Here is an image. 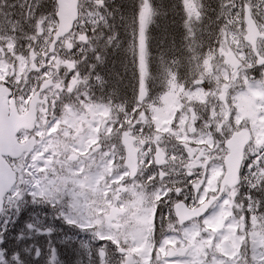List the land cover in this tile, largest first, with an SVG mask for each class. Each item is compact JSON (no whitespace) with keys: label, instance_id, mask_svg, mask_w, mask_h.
<instances>
[{"label":"flooded vegetation","instance_id":"flooded-vegetation-1","mask_svg":"<svg viewBox=\"0 0 264 264\" xmlns=\"http://www.w3.org/2000/svg\"><path fill=\"white\" fill-rule=\"evenodd\" d=\"M249 1L216 0L215 49L198 59L189 60L186 48L177 56L182 60L162 64L155 58L158 71L139 104L135 100L131 107H110L106 101L103 112L94 115L92 77H86L90 93L75 90V81L66 89V79L53 86L62 71L78 72L76 61L83 57L75 54L68 36L66 50L59 49V42L48 52L44 34L50 30V41L56 28L55 1L0 0V33L11 35V43L0 47V120L22 119L30 99L24 92L29 75L47 74L32 94L51 79L39 94L32 131L21 127L14 136L18 144L32 137V151L1 158L15 174L0 211V246L2 242L8 264H60L58 252L35 249L29 238L39 240L34 239L36 232L44 226L53 230L47 235H58L60 216L64 225L69 219L56 208H70L71 199L64 194L62 200L55 190L62 178L78 175L92 177L84 186L86 209L100 211L99 219L87 216L89 257L111 264H264V174H250L260 161L264 169V132L257 139L253 130L264 122V6L259 15ZM237 8L243 9L239 16ZM246 10L258 29L253 45L245 40ZM46 13L54 26L49 21L45 30L35 27V20ZM61 54L76 57L63 60L69 71L61 69ZM86 57L89 63L88 53ZM216 65L225 73L215 77ZM164 68L180 72L174 75L181 83L176 90H156L157 74ZM184 72L190 74L185 77ZM162 93L167 105L161 107L163 99L154 97ZM241 94L248 96L247 104ZM239 132L237 144L243 148L237 181L222 189L226 142ZM43 143L50 148H40ZM126 145L136 158L132 171L124 165ZM45 157L48 166L41 164ZM30 158L35 164L31 168ZM48 176H54L52 185ZM209 200L204 213L180 221ZM134 228L136 235L130 233ZM118 232L126 235L121 244H112ZM224 248L229 252H222Z\"/></svg>","mask_w":264,"mask_h":264},{"label":"trees","instance_id":"trees-1","mask_svg":"<svg viewBox=\"0 0 264 264\" xmlns=\"http://www.w3.org/2000/svg\"><path fill=\"white\" fill-rule=\"evenodd\" d=\"M143 0H82L81 5H89L86 10L88 16L84 20V36L88 41L89 63L82 60L81 66L85 70V77H92L90 88L99 100L108 99L110 102L130 105L134 98L137 84L140 83L139 74L134 62L138 38V12ZM151 7V19L145 30L147 49L146 85L150 92L151 81L156 75L157 61L167 63V60L179 59L182 48H186L189 60L198 59L204 51L216 48V0H200L197 28L192 32L185 18L182 0H146ZM83 8V6H82ZM81 8V9H82ZM184 10V11H183ZM83 10H80V17ZM80 20V19H79ZM75 23V27L79 24ZM182 60V58H181ZM170 62V61H169ZM181 65V63L179 64ZM187 70H194L186 64ZM172 67L171 64L167 68ZM89 68V73L87 70ZM158 71V67L156 69ZM186 70V71H187ZM156 71V72H157ZM169 69L160 71L157 79L159 90L162 84H169V90H176L178 84ZM188 76L189 72H184ZM162 77V81L159 78ZM185 84V80L183 82ZM100 93H103L100 95ZM102 98V99H101ZM61 217V228L65 237L56 245L61 264H84V253L78 254V248L70 235L71 226L64 225ZM41 250H46L45 242L38 243ZM33 249V248H30ZM79 255H82L79 257ZM78 258L82 262H78ZM91 261L97 257H89ZM86 264V263H85Z\"/></svg>","mask_w":264,"mask_h":264},{"label":"rangeland","instance_id":"rangeland-1","mask_svg":"<svg viewBox=\"0 0 264 264\" xmlns=\"http://www.w3.org/2000/svg\"><path fill=\"white\" fill-rule=\"evenodd\" d=\"M82 0H80L81 2ZM45 2L49 3V0H45ZM183 2V8H184V14H185V18L187 19V24L189 26V29L193 32L194 28H197V22H198V13L200 12V0H182ZM263 0H253V1H249L247 3L249 4H253L254 5V9L256 10V12L259 13V15H261V11H262V6H264L263 4ZM223 3V0H222ZM83 8L81 10H83V16L80 17L79 20V24L76 26V28L74 27V29L70 32V34L68 35V37L70 38L71 42L74 43L75 47H76V51L75 54H77V56L82 57V53H83V57L81 58L82 60H87V52L89 50V46H88V41L86 39V37L84 36V20L85 18H87L88 16H91V14H88V12L86 11L89 8V5H86L85 3H83ZM237 14L239 16V12L242 13L243 9H239L237 8ZM240 10V11H239ZM54 11L55 8L53 9V15H54ZM48 13H46L45 15H41V17H38L35 20V24L34 26L39 28L40 26L44 27V30L47 28L49 21L51 22L50 26L53 27L54 24H52L51 19L48 18H52L50 16L47 15ZM151 15H152V10L150 5L148 4V2L146 0H143L138 12V18H139V24H138V38H137V48H136V61L134 62V65L136 66L137 70H138V74H139V79H140V83L137 84V89L134 95V98L129 102L130 105H128V107H131L134 105V102L136 100V102L139 104V101L141 99V93L143 92V90L146 91L145 88V78L147 75V64H146V59H147V49H146V41H145V36H144V32L146 29V26L148 25L150 19H151ZM54 17V16H53ZM53 20L55 19L52 18ZM50 30H46L45 34H44V38L46 39L45 41V45L47 46L49 41L48 39L50 38ZM33 37V35H32ZM11 43V35L9 34H5V33H0V47H3V45H7ZM66 47L64 46L63 42L61 41L60 43V47L59 49L64 51ZM66 50V49H65ZM36 51L35 49H32L30 51V54H35ZM38 57H40V54L38 55ZM79 57V58H80ZM71 60V59H76V57H72L70 54L67 56H63L61 54V60H60V64H61V69H67L66 67H64L63 64V60ZM76 62H78V72L76 70V72L73 73H68L67 71H62V75L60 77L59 80H54L53 86L58 87L61 82L66 79L65 81L68 82V86H66V89H68L71 85V83H73L74 81L76 83H78V87L75 88V90H78V92H82V93H86L87 88V80L86 77L84 76V72L85 70L83 69V67L81 66L80 60L78 59ZM217 69L215 68V72H214V76L217 77L220 74H224V69L221 65H216ZM69 71V70H68ZM234 73V72H233ZM202 74L204 75V73L202 72ZM42 76H47V74H41V75H37V76H28V80H27V87L24 90V92L28 93L30 95V97L32 96V92L33 90H35L37 88V82L38 80H40V78H42ZM193 76V75H192ZM16 84V82H15ZM157 91H166L169 92V83L162 84L161 87L158 89H156ZM183 90V89H182ZM89 93L90 91L87 90ZM103 93H100V95ZM54 94H46L45 96H49V97H53ZM241 97H243L244 101L248 102V96L246 94H241ZM137 98V99H136ZM155 99H159L162 98L163 102L161 104V107L166 104L167 101V95L164 97V94H159L156 97H154ZM240 98V97H239ZM120 105H123L122 103ZM97 107V108H95ZM100 107L102 106V102L98 100L97 97L93 96V101H92V105L91 108L94 112V115H96L97 111H101L103 112L104 109H101ZM100 108V109H99ZM97 110V111H96ZM99 116V121H101L103 118L102 116L98 113ZM257 139L262 138V133L264 132V122H262V124H258V126L256 128L253 129ZM256 139V140H257ZM260 141H258L259 143ZM43 147H47L50 148V146H48L47 144L43 143L42 145H40V148ZM39 148V149H40ZM32 158L29 159V167L31 168V166L35 165L32 163ZM41 161L43 163H41L44 166H48L49 165V161H47L46 157L44 159H41ZM264 163V160H262ZM252 163V161L250 162V164ZM261 161L259 162V164L257 166L254 167L255 171L254 172H250V174H264V169H262L260 167L261 165ZM251 165H247L248 168H250ZM40 169H41V165H39ZM71 177H73L72 175H69ZM77 178L73 179L70 178L68 176H66V178H62L63 181H61L58 186H57V190L55 191H59L60 194H62V200L64 199V194H69L70 195V203H71V207L70 208H65L64 205H61L59 208L56 209H60L62 210L66 215L67 220L69 223L72 222L75 224V232L72 233L70 235L71 241H74L78 248V254H80L81 252L84 253V264H111L107 259H105V261H101V259H99L97 257V260L91 261L89 259V250H90V244H89V232H90V225L87 224L89 222L87 216L88 215H95L94 216V220L96 218L99 219L100 216V211L91 208V209H86L88 206L86 205V200H85V194H86V190L85 189V184H86V180L88 179L89 183L92 180V177L88 178L85 175H78L75 176ZM259 178H261V176H259ZM258 178V179H259ZM49 184L52 185L53 184V180H54V176H48ZM65 187V188H64ZM64 189V190H63ZM49 191H51V187L49 188ZM35 192V191H34ZM82 197V199H81ZM43 208H47V207H43ZM34 209L33 212H39L38 208H32ZM53 210H55V208H52ZM61 221V220H60ZM50 227V226H49ZM47 226L44 227H39L40 229L37 230L36 232V237L34 239H39V240H31L29 238V243L30 245H36L38 243H43L45 242L47 247L49 248L48 251H56V245L58 242H60L62 240L63 237H65L66 235L64 234V231L62 230V228L60 227V232L58 233V235H47V234H51L52 233V228H49ZM102 227V226H99ZM92 229H95L94 227ZM98 230L100 232L99 229H95ZM105 230V229H104ZM101 233V232H100ZM105 233H107V231L105 230ZM130 233L132 235H136V228L132 229L130 231ZM46 234L47 237L43 236ZM109 234H112V232L109 230ZM123 235V232L121 234H119L118 232V236L115 240H112V244H121V237ZM98 239H100L102 237V235H97ZM204 237V242H205V236ZM43 238V239H42ZM136 238V236L134 237ZM219 241H220V237H219ZM222 243V245L224 246L225 241H220ZM99 248H102L101 243H99L98 245ZM57 252V251H56ZM222 252H229L228 249H225ZM4 250L2 249V242H1V246H0V264H8L7 262V258H5L4 256ZM56 256L58 257V253H56ZM82 255H79V257ZM130 260L132 261V259L130 258ZM78 262H82V260H80L78 258ZM58 262H56L55 264H57ZM190 263V261H189ZM120 264H122V262H120Z\"/></svg>","mask_w":264,"mask_h":264},{"label":"water","instance_id":"water-1","mask_svg":"<svg viewBox=\"0 0 264 264\" xmlns=\"http://www.w3.org/2000/svg\"><path fill=\"white\" fill-rule=\"evenodd\" d=\"M56 2V13L55 17L57 20V28L52 34V41L49 44L48 51H51L54 45L59 39L65 37L72 29L73 24L78 19V0H55ZM244 22L246 25L245 40L249 43L254 42V39L259 35L256 24L251 18L249 12L246 10L244 13ZM68 44V41L65 42ZM51 84V79H45L39 86L38 90L31 96L28 104V109L24 115L19 117L22 119L13 120H0V209L3 195L11 188L15 182V174L10 169L4 159L1 161L3 155H9L10 157H17L23 152H29L33 147V138H30L26 143H17L14 140L16 131L24 127L31 131L34 127V121L36 117V103L38 96L41 91L46 89ZM11 125V128L9 127ZM239 133H234L231 138L226 142V147L229 149V153L225 156V175L221 183V188L225 185L233 186L237 181L239 166L242 158L243 145L237 144ZM125 166L130 170L135 169L136 161L135 155L130 150V147L126 145V160ZM211 200L205 202L197 209L190 211L188 216H179L180 221L187 220L191 217H197L204 213ZM126 261L130 262V258L126 257Z\"/></svg>","mask_w":264,"mask_h":264}]
</instances>
